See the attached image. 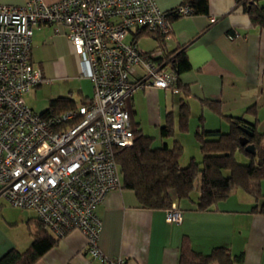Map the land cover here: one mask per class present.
I'll list each match as a JSON object with an SVG mask.
<instances>
[{"label":"built area","instance_id":"2783aa9c","mask_svg":"<svg viewBox=\"0 0 264 264\" xmlns=\"http://www.w3.org/2000/svg\"><path fill=\"white\" fill-rule=\"evenodd\" d=\"M158 0H28L0 5V199L31 211L53 235L77 230L87 252L108 262L97 246V207L120 187L115 150L133 145L134 126L125 108L134 90L178 94L175 75L158 61L159 51H142L139 30L170 36L172 17L192 15L187 5L167 13ZM53 27L78 57L81 77L92 85L87 104L57 116L35 113L25 96L38 87L42 71L31 58L33 30ZM134 77L137 79L134 80ZM175 205L168 223H180Z\"/></svg>","mask_w":264,"mask_h":264},{"label":"crops","instance_id":"0c3cea01","mask_svg":"<svg viewBox=\"0 0 264 264\" xmlns=\"http://www.w3.org/2000/svg\"><path fill=\"white\" fill-rule=\"evenodd\" d=\"M26 1L0 0V5L22 6ZM43 1L51 4L58 0ZM184 1L158 0L157 3L160 10L170 13ZM170 24L166 49L169 52L184 49L191 68L179 77L180 84L189 91L185 100L190 110L189 121L192 120L190 128L188 121L187 133L176 131L174 135V139L183 146L179 164L186 154L185 138L192 142L193 153H200L195 136L200 126L207 131H228V124L218 114L203 107V101L219 103L223 115L243 117L251 123L257 120V131L264 134V29L252 25L236 0H207L206 14L173 17ZM135 41L138 46L136 38ZM39 43L42 45L36 49L47 50L50 59L62 54L71 61L72 78L85 79L81 77V63L66 37L54 36L51 26H36L32 48ZM156 46L155 42L153 49ZM31 58L45 79L42 62L35 64L40 56L35 50L32 53V49ZM77 93L80 96L78 106L82 105V97L87 98L88 103L92 97L91 83V95L85 96L81 90ZM60 95L68 97L65 93ZM27 96L25 101L28 105ZM180 98L171 90L139 88L134 90L125 108L136 129L149 136L148 131L155 133L159 128L160 136V128L165 125L169 114L177 125ZM253 105L256 114H245ZM224 125L226 129H223ZM189 157L186 159L188 162L194 159V156ZM261 192L264 194V181ZM259 204L260 201L254 202L243 192L235 190L213 212L188 211L183 213L180 223H168L165 211L139 208L134 193L119 188L109 192L96 209L101 220L97 246L108 262L178 264L181 244L188 240L190 246L201 253L206 254L212 248L222 246L228 248L232 255L243 254L242 264H264V214L253 212V207ZM33 218L34 214L25 219L26 227ZM27 234L19 244L14 240L0 243V257L11 249L25 251L32 241L28 228ZM86 246V238L77 230L71 231L36 264H102L88 254Z\"/></svg>","mask_w":264,"mask_h":264},{"label":"trees","instance_id":"16d2710c","mask_svg":"<svg viewBox=\"0 0 264 264\" xmlns=\"http://www.w3.org/2000/svg\"><path fill=\"white\" fill-rule=\"evenodd\" d=\"M261 1L264 0H236L252 25L264 29V4ZM182 5H187L192 14L207 13V0H185L180 6ZM171 15L170 20L173 18ZM141 36L154 39L157 46L151 51H162L163 57L158 62L165 63V67L175 75L176 88L181 98L177 125L169 114L165 125L160 128V138H173L170 147L167 144L152 147L154 139L134 127L133 145L115 150L114 161L120 178L119 188L132 191L139 208L166 212L175 205L182 214L188 211L213 212L233 191L239 190L254 202L260 201L259 206L253 207V212L264 214V194L261 192V183L264 181V134L257 131V120L251 123L243 117L223 115L219 103L203 101V107L223 118L228 124V131H207L200 126L195 136L199 143L201 162L192 159L187 166H180L183 146L174 139V135L176 131L187 133L190 110L185 100L189 91L180 84L179 77L191 69L190 64L184 49L167 51L165 38L159 33L137 31L135 38L139 40ZM87 100L82 97L80 104H87ZM78 104L79 102L69 97H57L49 101L48 107L40 115L57 116L77 109L81 106ZM245 114L255 115V105L250 106ZM244 130L253 134L247 139L248 145L255 148L254 155L246 153L240 145V138L246 136ZM238 152L249 159L248 164L237 162ZM196 190L197 195L193 197ZM26 224L32 239L30 245L23 252L9 250L0 257V264H36L63 238L53 235L36 218L30 219ZM243 260V254L232 255L228 248L222 246L214 247L206 254L195 251L188 240L182 242L178 255V264H242Z\"/></svg>","mask_w":264,"mask_h":264},{"label":"rangeland","instance_id":"374dc122","mask_svg":"<svg viewBox=\"0 0 264 264\" xmlns=\"http://www.w3.org/2000/svg\"><path fill=\"white\" fill-rule=\"evenodd\" d=\"M261 4H264V1H261ZM40 45L42 44H34L32 53H34L35 50V52H37L40 56V59H36L35 64H37L38 61L42 62V69L45 79L42 80L40 86L35 91H31L28 96L26 95L27 99L29 100V103H27L35 113H42L48 107L49 101L62 96L60 95L61 93H65L66 96L75 100L77 103L79 102L80 98L77 93L78 91L81 90L85 96L90 94V82L87 79H82L79 81L72 78L71 61L65 59V56H63L62 54H58L55 57L53 56V58L50 59V54H48L47 50L36 49V46ZM138 46L142 51H149L154 48L155 42L147 36H141L138 40ZM48 58L50 59L49 61H47ZM65 65H68V67L65 68ZM69 90L71 91V93H68ZM191 123L192 120L190 119L189 128ZM223 129H226L225 125ZM147 134L151 137H155L152 143V147H161L166 143L169 147L172 145L173 138L166 140L160 138L159 128L157 129V131H155V133H153V130H151L148 131ZM187 139H184L186 154L182 157L183 159L181 160L180 166L182 167L187 166V164L189 163L188 160H186L187 158H191L189 156H194L193 158L196 162H201V154L193 153V144ZM236 160L241 164H248L249 162V159L241 152H238L236 154ZM196 195L197 190L194 191L192 196L194 197ZM0 205V243H7L8 240H14V243L19 244V242L26 239V236L28 235L27 227L25 225V219L27 217L29 218L33 216L34 213L31 211H24L14 208L3 200H0Z\"/></svg>","mask_w":264,"mask_h":264},{"label":"water","instance_id":"95a60500","mask_svg":"<svg viewBox=\"0 0 264 264\" xmlns=\"http://www.w3.org/2000/svg\"><path fill=\"white\" fill-rule=\"evenodd\" d=\"M246 136L240 138L239 142L240 145L244 147V150L246 153H248L249 155H254L255 154V148L253 145H248V137H252V132L248 131V130H244Z\"/></svg>","mask_w":264,"mask_h":264}]
</instances>
